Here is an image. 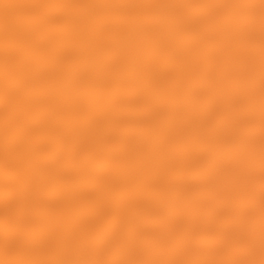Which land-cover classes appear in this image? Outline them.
I'll return each instance as SVG.
<instances>
[{"label": "bare ground", "instance_id": "bare-ground-1", "mask_svg": "<svg viewBox=\"0 0 264 264\" xmlns=\"http://www.w3.org/2000/svg\"><path fill=\"white\" fill-rule=\"evenodd\" d=\"M55 14L56 10H49ZM92 14L102 9H78ZM27 0H0V26L38 14ZM122 16L128 14L121 13ZM148 23L120 42L108 73L121 98L115 118L72 153L56 179L114 167L164 136L208 125L218 150L232 153L225 178L175 214L113 222L95 231L87 252L56 219L54 244L37 259L64 264H175L213 260L233 241L250 264L264 261V7L262 0H175L137 10ZM55 62V61H54ZM111 63L100 59V65ZM88 68L80 65L81 71ZM66 79L72 70L65 69ZM39 167V165H38ZM3 257L0 256V262Z\"/></svg>", "mask_w": 264, "mask_h": 264}, {"label": "snow or ice", "instance_id": "snow-or-ice-1", "mask_svg": "<svg viewBox=\"0 0 264 264\" xmlns=\"http://www.w3.org/2000/svg\"><path fill=\"white\" fill-rule=\"evenodd\" d=\"M27 3L38 14L0 26V264H64L36 258L54 244L44 226L49 219L90 239L113 222L183 211L225 178L234 156L218 150L221 131L208 125L164 136L114 167L59 182L67 158L86 148L120 111L121 98L107 77L122 62L123 37L148 23L137 10L175 0ZM88 8L105 11H76ZM105 49L108 55L102 56ZM101 58L111 63L101 66ZM82 63L88 65L84 71ZM68 68L71 79L64 75ZM242 245L237 240L226 247Z\"/></svg>", "mask_w": 264, "mask_h": 264}, {"label": "clouds", "instance_id": "clouds-1", "mask_svg": "<svg viewBox=\"0 0 264 264\" xmlns=\"http://www.w3.org/2000/svg\"><path fill=\"white\" fill-rule=\"evenodd\" d=\"M127 37H123L126 39ZM110 49H105L101 55L107 56ZM90 244V239H79L78 248L82 252H87ZM247 253L241 247L225 248L216 254L213 260L224 261L226 264H245L247 262L244 257Z\"/></svg>", "mask_w": 264, "mask_h": 264}]
</instances>
